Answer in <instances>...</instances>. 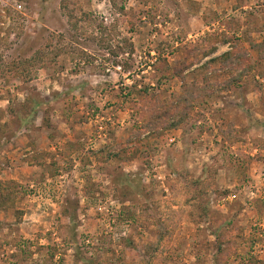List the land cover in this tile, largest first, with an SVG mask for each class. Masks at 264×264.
Instances as JSON below:
<instances>
[{"label":"rangeland","instance_id":"obj_1","mask_svg":"<svg viewBox=\"0 0 264 264\" xmlns=\"http://www.w3.org/2000/svg\"><path fill=\"white\" fill-rule=\"evenodd\" d=\"M0 264H264V0H0Z\"/></svg>","mask_w":264,"mask_h":264}]
</instances>
